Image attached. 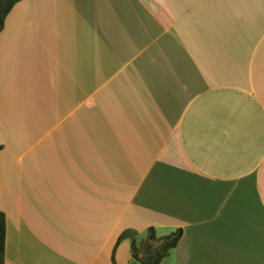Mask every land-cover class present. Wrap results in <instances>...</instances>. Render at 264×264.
Instances as JSON below:
<instances>
[{"label":"crops","instance_id":"crops-1","mask_svg":"<svg viewBox=\"0 0 264 264\" xmlns=\"http://www.w3.org/2000/svg\"><path fill=\"white\" fill-rule=\"evenodd\" d=\"M2 154L3 264H264V0L14 1Z\"/></svg>","mask_w":264,"mask_h":264},{"label":"rangeland","instance_id":"rangeland-1","mask_svg":"<svg viewBox=\"0 0 264 264\" xmlns=\"http://www.w3.org/2000/svg\"><path fill=\"white\" fill-rule=\"evenodd\" d=\"M15 0H0V27L2 23V19L5 15V11L8 9V7L14 2ZM35 139L28 140V143L26 142L23 146L26 147L29 142L34 141ZM6 156L4 154L0 155V164L5 163ZM2 171V175L4 176V169H0ZM0 204L4 203V195H0ZM3 205V204H2ZM3 234V240L0 243H2V246L0 247V264H3L4 259V240H5V218L4 214L0 212V235ZM123 237L129 238L131 241L130 248L124 249L125 257L127 255L128 258L121 257L116 259V262L114 261V264H142V261H146L147 264H156V259L158 256V253L162 250L161 244H162V238L159 233H157L154 229L152 230H145L142 233H132V232H126L123 234ZM2 248V249H1ZM114 250H111V255ZM169 251V250H168ZM168 251L166 252V255L168 254ZM133 257H129L132 256ZM165 255V256H166ZM165 256L160 260L159 264H168V262L164 261ZM164 262V263H163ZM111 264V261H110Z\"/></svg>","mask_w":264,"mask_h":264},{"label":"trees","instance_id":"trees-1","mask_svg":"<svg viewBox=\"0 0 264 264\" xmlns=\"http://www.w3.org/2000/svg\"><path fill=\"white\" fill-rule=\"evenodd\" d=\"M15 1H18V0H15ZM149 230H152V229L150 228ZM180 236H181V229H177L174 233L162 238V244H161L162 250L160 251V253H158V256L156 259V264H159L160 260L166 255V252L168 250H170L176 246ZM0 239H1V241L3 240V234L0 235ZM1 246H2V243H0V247ZM132 256L134 258V254H132ZM112 263L114 264L113 255H112ZM141 263L147 264L146 261H142Z\"/></svg>","mask_w":264,"mask_h":264},{"label":"bare ground","instance_id":"bare-ground-1","mask_svg":"<svg viewBox=\"0 0 264 264\" xmlns=\"http://www.w3.org/2000/svg\"><path fill=\"white\" fill-rule=\"evenodd\" d=\"M10 123H12V122H10ZM14 126V125H13ZM11 127H12V125H11Z\"/></svg>","mask_w":264,"mask_h":264}]
</instances>
